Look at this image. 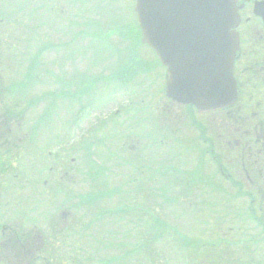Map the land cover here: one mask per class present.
I'll use <instances>...</instances> for the list:
<instances>
[{"label": "rangeland", "instance_id": "obj_1", "mask_svg": "<svg viewBox=\"0 0 264 264\" xmlns=\"http://www.w3.org/2000/svg\"><path fill=\"white\" fill-rule=\"evenodd\" d=\"M92 4L97 7L96 12H92ZM60 6L59 3L54 7ZM77 7L69 8V15L75 19L69 16L68 22L75 21V24H72L68 32L63 27L64 19L56 26L51 23L53 17L47 15L50 27H54L39 30L30 45L25 41L28 32L25 36L22 30L15 33L18 26L7 27L10 29L9 35L3 39V44L9 48L10 60L0 69V96L5 94V88L10 85L26 78L31 79L27 80L24 89L17 90L20 93L13 94L12 97L5 94L0 99V119L12 120L10 127L16 133L18 147L22 148L14 166L2 177L5 185L0 188V225L18 228L21 225L24 232L33 227L31 223L36 219L34 222H38L39 228H48L49 216L66 201L67 195H80L85 200L86 196L98 192L101 186L106 190L114 189L121 185L122 179L125 184L122 169H119L120 173L115 177L114 173L117 172L111 171V164L115 162V156L111 153H116L127 160L119 163L128 164L129 167L132 166V161L143 158L148 169L139 186L144 183L143 187L149 194L143 193L141 196V191L137 192V185L131 187L125 184L121 188L124 193L128 186L134 195H140L135 201L126 199L124 202L126 197L122 199V196H116L104 199L105 203L99 200V203L88 207L83 204L81 211L84 215L86 212V225L101 211L117 210L127 205L129 207L128 211L118 215L99 217L84 231V238L79 243H70L76 246L75 256L78 249L79 254L83 251L84 264H101L108 258H118L116 264H207L204 261L205 252L213 249L212 245L223 247L218 242L222 237L225 239L224 243L238 253L240 248L235 243H243V239L248 240L251 236L242 238L238 234L229 233L228 229L231 226L252 228L253 224L246 226L242 220L232 221L236 217L229 213L233 209L246 210L249 208V201L231 197V208L225 212L223 207H228L225 191L229 190V186L223 179L216 178L221 181L217 183L222 191L221 196L210 197L208 194L199 197L196 193L197 197L191 200L189 196L183 195L184 187L180 188L179 184L172 182L177 180L178 174L171 172L172 169L185 171L180 172L188 175L202 161L205 164L202 174L212 176L215 168L210 165L209 158L202 160L200 153L190 155L192 150L196 151V136L197 149L203 148L200 141L202 135L194 131L195 128L178 121L180 129L169 130L170 124L176 123V118L172 115L184 117L186 110H180L166 98L165 71L155 62L152 52L138 42L140 32L134 13L135 0H91L88 4L85 1V6ZM80 12L82 13L79 14ZM9 20L13 21L11 17ZM98 24L106 28L113 27L117 32L107 36L109 32L106 30L100 36L92 38ZM22 25L27 26L25 23ZM77 33L79 36H76L68 49L46 51L40 56L33 75L26 73L28 64L40 49L70 42ZM134 57L133 65L128 66L127 61ZM21 62L25 65L22 66ZM135 67L137 68L132 69ZM125 69L129 71L126 72ZM113 73L119 74V78L114 81L98 77H108ZM97 77V80H101L94 82V87L83 86L82 81ZM45 94L46 97L41 98ZM48 94H52L51 97ZM34 99L38 101L28 103ZM106 102L113 104L111 107L104 105L103 110L94 111L88 116V121L84 124L81 122L82 117L92 111V107ZM16 103L19 104L18 108ZM115 111L119 112L117 117L114 115ZM164 117L169 118L165 120L168 128L165 131L162 130L163 123H158ZM185 117L187 120L186 114ZM198 120L200 122L203 117ZM73 135L75 140H71ZM160 142L163 143L162 147L159 146ZM183 144L191 145V148H186ZM36 145L39 148L35 150V154L39 152L43 158L34 162L30 154ZM87 145H90L89 151L93 155L85 149L81 150ZM60 149L61 152L57 151ZM50 152L53 153L52 156H49ZM35 154L33 153L34 156ZM55 154L59 156H54ZM182 158L189 162L182 164ZM73 159H76L74 168L80 167L79 178L60 182L63 176L60 168L63 165L72 167ZM34 163H37L36 167ZM91 163H100L104 167L108 165L110 171L104 168L98 181L87 182L82 173L88 172ZM162 166L165 170L160 179L157 170ZM167 167L170 170L167 171ZM40 171L44 172L39 174ZM126 171L128 176L129 170ZM133 171L130 175L135 176ZM140 174L141 178L142 173ZM136 177L138 176L134 179ZM45 181L49 182L47 186L44 185ZM56 185H59L58 188L64 186L63 191L58 194L60 198H49ZM36 212H40L42 216H35ZM156 221L164 223V228L157 226ZM133 227H141V230ZM223 232L231 235L225 237ZM207 243L209 248L205 250ZM132 250L135 252L133 255L128 253ZM240 254L241 252L236 254L239 259ZM215 255L217 256L216 252L209 256L211 258Z\"/></svg>", "mask_w": 264, "mask_h": 264}, {"label": "water", "instance_id": "obj_2", "mask_svg": "<svg viewBox=\"0 0 264 264\" xmlns=\"http://www.w3.org/2000/svg\"><path fill=\"white\" fill-rule=\"evenodd\" d=\"M142 42L168 69L167 95L199 112L237 101V0H136Z\"/></svg>", "mask_w": 264, "mask_h": 264}, {"label": "flooded vegetation", "instance_id": "obj_3", "mask_svg": "<svg viewBox=\"0 0 264 264\" xmlns=\"http://www.w3.org/2000/svg\"><path fill=\"white\" fill-rule=\"evenodd\" d=\"M238 6H242L239 12L242 52L236 64V75L241 100L207 115L205 144L209 147L208 154L223 156L214 161L232 166L233 171H243L248 183L255 186L250 171L258 174L264 171V0H238ZM257 193L259 198L252 204L264 215V195L260 187ZM67 217V213L63 214L62 221H67ZM262 218L264 216L256 217L259 233L264 231ZM14 236L16 259L14 263L7 262V245L4 244L0 246V264H53L41 235H32L26 243H22L18 231H14Z\"/></svg>", "mask_w": 264, "mask_h": 264}, {"label": "trees", "instance_id": "obj_4", "mask_svg": "<svg viewBox=\"0 0 264 264\" xmlns=\"http://www.w3.org/2000/svg\"><path fill=\"white\" fill-rule=\"evenodd\" d=\"M41 51L43 52L44 50H41ZM88 176H89L90 178H92V179L94 178V176L91 175L90 173L88 174ZM177 182H180V181L177 179ZM180 184H182V183H180ZM192 189H193V187H192V185L190 184V185H187L185 191L191 192ZM187 194H189V193H187ZM91 196H93V195H91ZM97 196H98L97 198H101L102 195H97Z\"/></svg>", "mask_w": 264, "mask_h": 264}]
</instances>
